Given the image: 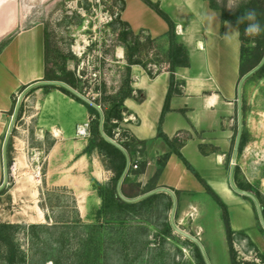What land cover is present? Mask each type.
<instances>
[{
  "label": "rangeland",
  "instance_id": "374dc122",
  "mask_svg": "<svg viewBox=\"0 0 264 264\" xmlns=\"http://www.w3.org/2000/svg\"><path fill=\"white\" fill-rule=\"evenodd\" d=\"M214 1L232 12L249 0H240L238 6H234L233 0ZM19 2L23 6L25 4L26 12L29 11L28 15L24 16L27 20L23 25L39 21L45 30L42 31V28L38 27L19 34L12 31L8 35H5L7 32L4 30L0 35V53L5 62L14 60L25 73L34 72L38 63L42 64L44 77L47 52L48 67L56 72H61L63 65L74 70L82 80V95L89 100L111 95L120 88L126 73L124 47L120 45L119 40L122 25L118 20L122 19L123 10L120 1ZM139 35L143 41L149 34L140 31ZM153 38L161 47L166 46V39L162 36ZM141 57L150 61L147 67L153 72L168 66L165 62L157 64L160 57L164 56L155 44L147 43ZM57 90L59 89L48 88L46 91L45 87L34 85L14 95L15 105L10 115H13L17 105V113L20 109L21 111L18 118L15 116L10 133L13 149L9 164L6 156L8 178L0 188V222L25 226L31 223L51 224L54 219L73 221L77 216L84 223L95 220L100 198L94 187V180L106 182L112 172L104 171L107 169L96 151L90 154L82 152L90 127V115L86 107ZM237 99L236 95L234 107L229 114L221 117L216 128L204 134L196 132V139L203 145L208 156L203 155L198 147L199 142L193 139L187 141L182 153L229 207L230 224L235 231L233 246L237 251V258L262 264L258 253L264 252V236L257 227L253 204L243 197L244 194L235 191L229 180L237 136L235 132H238L239 127ZM240 106L242 130L246 131L248 139L242 152L235 158V164L238 166L236 179L257 185L264 196V73L244 79L241 84ZM85 123L88 124V133L78 134L79 126L76 127V124ZM51 125L61 129L60 158L81 145L79 155H85L87 158L81 166V175H71V166L67 160L60 159L58 163L57 159L47 158V151L55 141L52 133L56 129ZM64 134L74 138L64 139ZM179 140L183 141L185 137ZM94 156L104 168L103 172L98 173V178L91 173ZM59 165L60 175L56 173ZM153 170L154 165H149L145 173L136 177V181L143 185ZM187 173L191 184L183 187L185 190L178 194L180 208L177 217L171 218L169 210L166 217L162 218L171 221L172 237L162 240L160 236H155L158 228L150 225L147 235L141 237L142 240H148V245L136 264H161L162 259L166 264H197L193 247L187 240H196L202 245L209 264H230L220 208L196 177L189 170ZM168 176L171 178L170 171L162 179L164 183L170 182ZM74 178L80 179L78 188L62 184ZM236 179L233 176L235 185ZM58 181L60 184L56 185ZM240 230L245 234L238 233ZM17 237L22 247L28 249V239L22 230L18 232ZM154 254L156 258L153 257L152 260L151 256ZM46 264L52 262L48 261Z\"/></svg>",
  "mask_w": 264,
  "mask_h": 264
},
{
  "label": "trees",
  "instance_id": "16d2710c",
  "mask_svg": "<svg viewBox=\"0 0 264 264\" xmlns=\"http://www.w3.org/2000/svg\"><path fill=\"white\" fill-rule=\"evenodd\" d=\"M124 8V0H118ZM210 6L221 11V20L229 21L234 26L237 18L246 11H254L256 18L264 25V0H249L241 4L235 11H227L220 7L214 0H209ZM154 11H156L168 23V30L164 34L166 46L161 47L156 39L150 35L143 41L139 33L130 29L129 24L123 19H117L122 25L119 32L120 45L124 47L126 58V73L120 88L111 95H102L100 98H94L91 101L98 108L73 93L67 87L57 84H41L38 87L57 88L75 101L83 104L90 115L89 136L83 153L90 154L96 151L101 158L102 164L107 170L112 172L111 177L106 182L94 180V187L100 198V203L95 211V220L91 223H84L77 216L73 221L69 219H54L53 223H31L22 226L17 223L0 222V264H46L51 261L52 264H136L141 258L144 248L148 245V240H142L141 237L147 235L148 227L155 226L157 229L155 236H160L162 240L172 237V224L170 220H162L166 217V212L172 209V196L166 191H156L138 200L130 201L125 198H136L157 187L158 178L170 156L175 153L184 163L186 168L196 177L204 187L205 191L215 200L221 211V219L225 231V237L228 244L230 264H257L255 261H241L237 258V251L233 246V234L235 231L230 224L228 206L220 195L202 178L194 169L190 162L183 156L180 147L182 140L177 137H169L162 131L161 124L164 114L169 107V100L173 95L182 93L184 81L176 78L174 70L176 67L188 66L189 57L185 45L178 41L175 33V24L169 15L160 8L157 1L144 0ZM244 23L239 24L240 39V57H239V77L238 80L260 63L264 56V31L259 35L252 36L243 31ZM131 36V38L129 37ZM147 43L157 46L163 53L157 64L165 62L169 71V86L162 111L158 120L156 136L161 138L169 147L156 158V167L153 174L142 185L136 181V177L143 174L146 165V140L137 138L132 132L123 125L125 114L128 113L124 105L126 98H136L132 87L131 65H141L150 76L161 70L158 68L155 72L147 67L148 62L141 57L142 51L147 47ZM158 44V45H157ZM47 51V47H46ZM264 73V62L254 72L246 78ZM42 80L62 81L80 94H83L81 86V77L74 70L61 67V72H56L47 65V52L45 63V76ZM26 86L22 88L25 89ZM104 92V91H103ZM15 105L12 100L11 111ZM20 108V107H19ZM20 111L16 118L20 116ZM102 120V121H101ZM106 136H104L103 134ZM237 133L235 132V135ZM119 144L126 153L109 139ZM247 133L242 130L237 154L241 153L246 142ZM200 151L206 154L203 145H198ZM12 134H10L6 144V156L8 164L11 161ZM127 161H129L128 167ZM136 165V167H134ZM126 169V171H125ZM125 174L117 188L120 177ZM238 166L235 164L233 176L236 179ZM239 189L252 193L257 199L262 219L264 221V196L254 185L248 181L235 180ZM141 187V188H140ZM140 188V189H138ZM173 190L176 197V207L174 217H177L180 208L178 203V189ZM49 197V196H48ZM253 204L257 227L264 236V226L260 221L258 211L254 200L249 195H243ZM47 217H50L47 215ZM22 230L28 239V249H24L18 241L17 234ZM238 233L244 235L243 230ZM193 247V256L197 264H206L199 246L193 240H187ZM132 252H131V251ZM156 255L151 256L153 260ZM259 260L264 264V252L258 253ZM155 261V260H154ZM161 264H166L162 259Z\"/></svg>",
  "mask_w": 264,
  "mask_h": 264
},
{
  "label": "crops",
  "instance_id": "0c3cea01",
  "mask_svg": "<svg viewBox=\"0 0 264 264\" xmlns=\"http://www.w3.org/2000/svg\"><path fill=\"white\" fill-rule=\"evenodd\" d=\"M32 1L24 0L25 3H32ZM152 1H157L162 10L166 8V13L175 24L176 38L185 45L189 57L188 66H179L174 70L176 78L183 80L184 85L181 94L170 98V109L165 112L161 124L162 131L169 137L178 139L185 137L180 147L182 153L187 141L190 139L197 141L196 132L204 134L212 131L220 123L221 117L229 114L234 107L239 77L240 39L239 36H225L236 26L229 21L222 22L220 9L211 7L209 0ZM124 2L121 17L129 24L133 32L144 29L151 37L164 38L168 30V23L164 18L144 0H124ZM3 6L9 16L5 35L12 31L15 32L14 34H19L38 27H41L42 31L45 30L44 25L39 21L23 25L27 20L24 16H27L29 11L26 12L27 7L25 4L23 6L19 0H0V9ZM1 30L2 28L0 35L5 32ZM4 60L0 53V185L4 180L3 144L12 120L10 111L14 95L22 91L24 86L26 89L30 84L43 78L42 64L38 63L34 72L25 73V70L20 68L14 60L11 62ZM131 70L132 87L135 91L139 90V93L135 92V96L139 95L140 100L136 98L124 100L128 116L124 117L123 125L137 138L147 141L146 169L151 164L155 169L158 155L169 150L168 145L156 136L158 120L169 86V71L165 66L150 76L138 64H132ZM77 126L81 124H76ZM51 127L56 129L52 133L55 141L47 151V158L57 159L58 163L60 159L67 160L71 166V175L74 177L81 175V166L87 159L85 155H79L81 145L60 158L61 129L55 125ZM63 138L68 140L74 136L64 134ZM203 155L208 156L207 153ZM93 159L91 173L98 178L100 176L98 173L103 172L104 168L95 156ZM180 162L182 160L175 153L170 154L158 178V186L184 191L183 187L191 184L187 179L188 169L183 162ZM168 171L171 178L168 176L167 179H170V182L164 183L162 179ZM56 173L60 175V165ZM79 180L74 178L68 181L69 183L62 184L75 189L79 186ZM55 184H60V181Z\"/></svg>",
  "mask_w": 264,
  "mask_h": 264
},
{
  "label": "water",
  "instance_id": "95a60500",
  "mask_svg": "<svg viewBox=\"0 0 264 264\" xmlns=\"http://www.w3.org/2000/svg\"><path fill=\"white\" fill-rule=\"evenodd\" d=\"M264 62V56L262 58V60L260 61V63L258 65H256L254 68H252L250 71H248L246 74H244L239 83H238V87H237V96H238V113H239V127H238V132H237V136H236V141L234 143V149H233V153H232V163H231V167H230V173H229V180H230V184L231 186L235 189V191L241 193V194H244V195H249L253 200H254V203H255V206H256V209L258 211V215L260 217V221L261 223L263 224L264 226V221L262 219V216H261V212H260V206H259V203L257 201V199L255 198V196L248 192V191H245V190H242V189H239L234 183H233V170H234V165H235V158H236V155H237V150H238V144H239V140H240V136H241V132H242V125H241V113H240V109H241V106H240V92H241V84L242 82L244 81V79L250 75L252 72H254L257 68H259ZM39 84H57V85H63L65 87H67L69 90H71L73 93H75L76 95L80 96L82 99H84L85 101L89 102L90 104L94 105L96 108L99 109V107L94 104L91 100L85 98L82 94H80L79 92H77L76 90H74L73 88H71L70 86H68L67 84H65L64 82L62 81H57V80H50V81H46V80H40V81H37V82H34L32 84H30L25 90H28L29 88H31L32 86L34 85H39ZM17 109H18V105L12 115V120H11V123H10V126H9V129H8V132L6 134V137H5V140H4V144H3V165H4V180H3V184L0 185V188L6 183L7 181V178H8V174H7V164H6V144H7V141H8V138L10 136V133H11V129H12V126H13V122H14V118L16 116V113H17ZM102 121V120H101ZM103 134V133H102ZM104 135V134H103ZM105 136V135H104ZM106 137V136H105ZM109 139V138H108ZM112 143H114L115 145H117L121 150H123L125 153L126 151L119 145L117 144L114 140H111L109 139ZM128 164H129V161H127V166H126V169L128 167ZM125 169V171H126ZM125 171L123 173V175L120 177L119 181H118V184H117V188L119 189V186H120V183L122 181V178L125 174ZM156 191H166L168 192L171 196H172V199H173V205H172V209H171V218L174 217V213H175V207H176V197L174 195V193L172 192V190L168 187H163V186H159L147 193H144L136 198H132V199H128V198H125L126 200H130V201H134V200H138L140 198H143L153 192H156ZM194 242H196V244L199 246L201 252H202V255L204 257V260H205V263L206 264H209L208 262V259L206 257V254L204 252V249L202 247V245L194 240Z\"/></svg>",
  "mask_w": 264,
  "mask_h": 264
},
{
  "label": "clouds",
  "instance_id": "9594fccd",
  "mask_svg": "<svg viewBox=\"0 0 264 264\" xmlns=\"http://www.w3.org/2000/svg\"><path fill=\"white\" fill-rule=\"evenodd\" d=\"M240 0H233L234 6H238ZM244 23L243 31L245 34H249L252 36L259 35L262 31H264V25L261 24L259 20L256 18V13L254 11H246L242 13L236 21V27L232 28L225 36H239V24ZM227 27V24H226Z\"/></svg>",
  "mask_w": 264,
  "mask_h": 264
},
{
  "label": "bare ground",
  "instance_id": "6f19581e",
  "mask_svg": "<svg viewBox=\"0 0 264 264\" xmlns=\"http://www.w3.org/2000/svg\"><path fill=\"white\" fill-rule=\"evenodd\" d=\"M5 6H3L1 9H0V27L2 28L1 31H4L5 30V27L8 23V14L5 12V10L3 9ZM8 26V25H7ZM0 28V29H1Z\"/></svg>",
  "mask_w": 264,
  "mask_h": 264
},
{
  "label": "built area",
  "instance_id": "2783aa9c",
  "mask_svg": "<svg viewBox=\"0 0 264 264\" xmlns=\"http://www.w3.org/2000/svg\"><path fill=\"white\" fill-rule=\"evenodd\" d=\"M87 130H88V124L87 123H85V124H83L77 128V132L80 135H86L88 133ZM134 167H136V165H134Z\"/></svg>",
  "mask_w": 264,
  "mask_h": 264
}]
</instances>
